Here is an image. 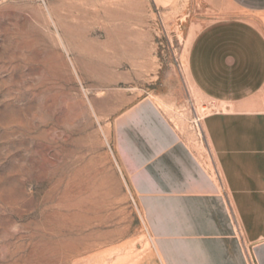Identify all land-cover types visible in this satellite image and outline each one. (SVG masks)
Masks as SVG:
<instances>
[{
  "label": "rangeland",
  "instance_id": "rangeland-1",
  "mask_svg": "<svg viewBox=\"0 0 264 264\" xmlns=\"http://www.w3.org/2000/svg\"><path fill=\"white\" fill-rule=\"evenodd\" d=\"M231 11L227 0H0V264H162L117 123L154 100L218 176L203 129L215 107L186 62L198 30Z\"/></svg>",
  "mask_w": 264,
  "mask_h": 264
},
{
  "label": "crops",
  "instance_id": "crops-1",
  "mask_svg": "<svg viewBox=\"0 0 264 264\" xmlns=\"http://www.w3.org/2000/svg\"><path fill=\"white\" fill-rule=\"evenodd\" d=\"M191 42L192 86L215 110L203 125L214 176L146 98L116 128L117 153L162 264H264V0H227ZM239 230L242 234L240 237Z\"/></svg>",
  "mask_w": 264,
  "mask_h": 264
},
{
  "label": "built area",
  "instance_id": "built-area-1",
  "mask_svg": "<svg viewBox=\"0 0 264 264\" xmlns=\"http://www.w3.org/2000/svg\"><path fill=\"white\" fill-rule=\"evenodd\" d=\"M199 119V118H198Z\"/></svg>",
  "mask_w": 264,
  "mask_h": 264
}]
</instances>
